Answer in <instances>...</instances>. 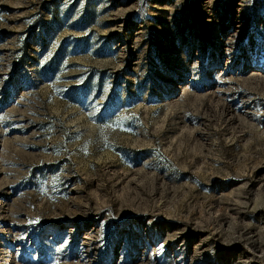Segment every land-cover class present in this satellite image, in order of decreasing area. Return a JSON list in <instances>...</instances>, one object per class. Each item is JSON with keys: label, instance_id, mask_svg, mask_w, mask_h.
I'll return each instance as SVG.
<instances>
[{"label": "rangeland", "instance_id": "374dc122", "mask_svg": "<svg viewBox=\"0 0 264 264\" xmlns=\"http://www.w3.org/2000/svg\"><path fill=\"white\" fill-rule=\"evenodd\" d=\"M0 264H264V0H0Z\"/></svg>", "mask_w": 264, "mask_h": 264}]
</instances>
